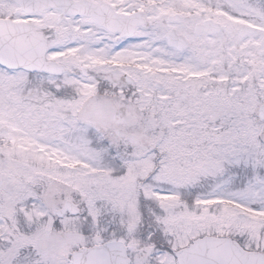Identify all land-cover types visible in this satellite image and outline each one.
<instances>
[{"label": "snow or ice", "instance_id": "obj_1", "mask_svg": "<svg viewBox=\"0 0 264 264\" xmlns=\"http://www.w3.org/2000/svg\"><path fill=\"white\" fill-rule=\"evenodd\" d=\"M0 264H264V0H0Z\"/></svg>", "mask_w": 264, "mask_h": 264}]
</instances>
